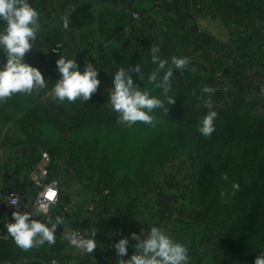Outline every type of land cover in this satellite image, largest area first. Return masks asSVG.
<instances>
[{
	"label": "rangeland",
	"instance_id": "1",
	"mask_svg": "<svg viewBox=\"0 0 264 264\" xmlns=\"http://www.w3.org/2000/svg\"><path fill=\"white\" fill-rule=\"evenodd\" d=\"M80 1L82 0H48L47 10L40 13V24L41 21L45 23L64 12L67 5ZM93 9L95 13H99L100 7L95 5ZM156 17L154 14L151 16L152 21L147 23H156ZM137 27L139 28H135L134 32L129 31L123 35L125 43L122 47H101L99 41L87 48V55L91 58L95 56L96 49L100 52L96 55L101 70L100 85L113 87L112 73L120 67L127 68V65L139 64L145 74V80L137 83L152 94L158 95L159 90L147 80V75L156 65L151 63L150 49L145 45V41L156 40L159 32H164L165 29L161 30V26H157V32L151 35L143 30L145 24L142 22ZM234 37L235 34L227 31L226 38L221 40V49L216 47L208 50V55L214 63L212 70L215 75L212 77H206L205 73L202 74L199 70L194 74L189 71L192 77L190 79L186 78L189 77L185 72L187 70H184L183 74L175 73L172 80L173 89L169 93L175 97L174 103L169 105L168 115L157 110L158 119L155 126L142 122H137L131 127L119 124L117 113L112 108L110 112H105V115H110V120L81 128L74 127L72 120H69L63 111L48 113L50 125L46 127V131L32 132L35 127L29 130L35 134L46 133L53 137L46 141L50 153L52 151L49 175L46 179L56 181L64 195L69 191L83 194L85 198L87 196L86 205L93 201L97 192L109 189L110 195L101 197L99 203L109 207L122 206L125 211L131 197L138 196L136 192L141 194L155 185L157 175L165 173L168 176L171 167L180 169L179 180L177 176H169L171 179L168 178V184L180 194L176 199L182 196L181 202L176 204V212L180 217L177 224L180 231H188L193 239V260L200 264H254L256 256L264 252V238L255 227L256 201L243 200L239 194L242 188L233 190L232 183H238L234 169L232 174H227L228 181H216L215 190L210 195L209 169L215 165L221 144L215 137L206 140L197 130L199 121L208 111L204 107V100H211L213 108L218 112L215 127L225 111L231 108L225 105L231 103L236 106L238 101H243L239 110L242 115L264 119V71L259 67L253 69L248 66L251 73L244 77L245 80L235 75L234 56L242 57L247 50L236 49L232 44ZM39 55L38 50L36 56ZM208 55L204 56L205 60H208ZM167 59L170 60L171 57ZM231 65L233 70H229ZM225 68L230 71L228 76L221 73L226 71ZM179 75L187 80L179 78ZM187 83L194 86L189 88ZM204 87H210L214 91L204 93L203 100L199 98L201 95L194 97L193 91ZM186 91H190V99H185ZM66 137H70V141L63 140ZM39 144L43 145L41 142ZM229 145L237 148L241 154L244 150L247 153L256 152L259 146L256 142L240 143L230 140L223 146L225 148ZM74 146L82 150L78 155L74 153L68 157V149ZM204 155L205 158H202ZM233 164L234 161L230 162V167ZM176 173L174 175H177ZM210 200L214 203L213 207L209 204ZM230 211L235 213L232 222L228 221ZM215 220L224 221L222 223L225 224H216Z\"/></svg>",
	"mask_w": 264,
	"mask_h": 264
},
{
	"label": "crops",
	"instance_id": "2",
	"mask_svg": "<svg viewBox=\"0 0 264 264\" xmlns=\"http://www.w3.org/2000/svg\"><path fill=\"white\" fill-rule=\"evenodd\" d=\"M47 1L48 0H29V2L32 3L40 13L47 10ZM92 1H94L91 2L93 7L97 5V1ZM152 1L153 0H136L131 4H127L124 7L127 13V22L124 30L119 37H116L108 42L103 41L94 25L85 26L79 29H63V45L58 48V52H53L52 46L38 38L39 41L34 42L33 49L26 54L27 58H25V60L31 65L39 68L49 83L47 88L39 93L31 95L32 101L35 105L47 113H52L53 111H63V113L65 112V115L68 116L67 118L69 120H71V118L74 117L73 114L79 110V104L81 103L95 102L99 106L105 105L111 108L108 103L110 99L109 90L112 87H105L103 85H100L97 92L92 95L90 100L85 102L77 99L75 102L65 101L63 103H58L56 100L52 99L49 96V93L54 82L52 72L56 69L55 61L62 52L71 58H76L77 63L82 64L90 58V56L87 55L89 51L87 48L95 42L97 44L99 41V45L101 47L108 45L122 47L125 43V40L122 39L123 35L125 36V34H128L129 31L134 32L135 28H139L137 27L139 23L132 24L130 22L131 13L134 10H139L141 12H149L151 13V16H153ZM235 1H237L239 5L242 2V0ZM229 3L230 0H216L215 3L208 0L207 4L209 8L213 9L214 14L201 15L196 19L197 26H199V28L205 32L211 40L209 41L208 46L204 45L202 48L196 47L194 39H189L182 34V28L177 35V50L169 57H172L173 55L187 56L190 58L192 63H190L191 68L195 69V71L192 72L193 74L199 70L202 74L205 73L206 77H212L215 75V71L212 70L214 63L213 59L210 55H208V50H213L216 47L221 49V46L223 45L221 40L226 38L228 31L230 34H235V37L232 38V43L234 42L237 44L238 42L240 50H251L253 52L251 55H242V57H238L236 59L238 62L233 63L235 67V75L241 77L243 80L250 72L248 71V66L253 69L255 67H259L264 71V58H261L256 54L257 51L261 50V44L256 41L257 44H255V46L248 45L254 41L252 26L247 25L245 21L236 20L233 12L229 8ZM180 8L182 11L184 10V6L181 3ZM47 15L49 16V14ZM251 15L257 16V12L251 11ZM163 16L165 19L167 17L170 23L176 19V16L171 11ZM148 21L149 20L144 21L146 22L145 27H150L149 25H151V23H147ZM156 23H159L157 19ZM165 23L166 22H163V24ZM151 35H154V33L151 32ZM223 36L225 37L223 38ZM138 39L141 40L140 38ZM244 42L245 45L241 46V43ZM152 44H157L161 48L159 37H157L156 40L153 39L148 42L146 46L149 48ZM38 50L40 55L36 56V52ZM98 53L100 54V52L96 49L95 56ZM160 55L163 58H169L163 56L162 50ZM206 55H208L207 59L209 61L205 60L204 56ZM202 57L204 59H202ZM5 59L4 54L0 52V63L4 62ZM195 63H198V65ZM229 65L230 64H227V66ZM224 66H226V63ZM232 67L233 65H231L229 70H231ZM225 70L226 71H221V73L222 75L228 76L230 71L226 68ZM238 91L239 93L241 92L240 89H238ZM26 97H28V95L17 93L4 103H0V146H2V154L0 155V188L11 184L21 194L23 201L29 203L32 201L38 190V188L32 184L30 177L39 165L42 153L47 152L49 155L52 153V151L50 153L48 149L49 145L47 146L46 144L47 139L51 140L52 136L46 135V133H32L29 131L30 128L25 130L24 126L29 125V122H32V120H27L23 123L18 109L23 108L26 104H28ZM238 102L239 103H236V106L240 110V108H242L243 101ZM225 106L231 107L235 105L228 103ZM35 125L39 127L38 124ZM35 131L36 130H34V132ZM65 139L70 141V137H66ZM40 142L43 145H40ZM68 150H70V152L67 156L70 157L73 156L74 153L78 155L79 151L82 149L76 148ZM170 170L173 171L170 172ZM180 172V169L171 167L169 168L168 176L165 173L163 175H157L158 180L155 185L151 186L149 191H145L141 194L136 192L135 194L138 196L134 208L135 214L130 216L126 215V207L125 211H123L124 207L122 206L119 208L109 207L104 206L99 202L95 211L87 212V196L85 198L83 194H75L67 191L65 197L72 203V220L77 225L88 227L90 231H97L94 237L97 242V247L91 254H89L68 244L61 251V264H78L86 257H89L93 262L98 259H109V262H112V264H119V258H116V251L114 248L115 243L122 236L130 238L128 255L123 258L128 259V257L134 252L131 245L136 243L135 240L131 239V233L136 232L143 237L149 231L150 225L164 227L175 239L187 244L189 247V254L191 255V245L194 243L193 239L189 235L190 233L188 231L187 233L185 231H180L177 224L180 217L177 214L178 212H176V204L178 201L181 202L182 196L179 199H176V196L180 194L176 193L175 190H173L168 184V178L171 179L169 176H172L173 178H176L175 176H177L178 179ZM174 173L177 175H174ZM165 208L168 209L164 210ZM191 264L200 263H196L191 256Z\"/></svg>",
	"mask_w": 264,
	"mask_h": 264
},
{
	"label": "clouds",
	"instance_id": "3",
	"mask_svg": "<svg viewBox=\"0 0 264 264\" xmlns=\"http://www.w3.org/2000/svg\"><path fill=\"white\" fill-rule=\"evenodd\" d=\"M70 21L65 19L63 29L69 28ZM40 12L29 0H0V52L5 61L0 63V103H4L15 94L31 96L48 87L41 70L26 62V54L33 49L34 42L40 33ZM151 63L155 69L147 75L149 83L159 90V94H152L137 81L145 80L141 66L135 64L127 68L120 67L112 73L113 87L109 90V105L117 113L119 124L131 127L137 122L155 126L158 119L157 110L168 115L169 105L174 103L175 97L169 95L173 89L175 73L183 74L190 67V58L173 55L171 59L161 58V48L157 44L150 47ZM59 73L53 84L49 96L58 103L65 101L75 102L77 99L88 101L100 86L99 71L95 64L88 62L83 70L80 69L77 59L71 58L61 52L55 61ZM214 89L204 87L202 93H212ZM196 95L195 91L192 93ZM203 100V96L199 97ZM204 107L208 111L199 121L197 130L204 137H211L215 132V122L218 112L213 108L211 100H204ZM229 180L227 174L222 176ZM238 183H232L234 191L239 190ZM39 215H45V206H40ZM13 222L6 227L14 239V243L21 250L27 251L33 247L56 243V233L61 221L56 219H34L29 211H14ZM80 238L79 234L66 237L70 245L83 249L91 254L97 247L95 235ZM131 239L134 252L128 257L130 238L122 236L114 245L116 258L119 264H191L189 247L178 241L162 226L150 225L145 236L133 232ZM254 264H264V252L256 256Z\"/></svg>",
	"mask_w": 264,
	"mask_h": 264
},
{
	"label": "trees",
	"instance_id": "4",
	"mask_svg": "<svg viewBox=\"0 0 264 264\" xmlns=\"http://www.w3.org/2000/svg\"><path fill=\"white\" fill-rule=\"evenodd\" d=\"M95 1H97V5L100 7V10L98 11L99 13H94L93 5L91 3L83 4L73 11H69V9H67L61 14L49 19L45 23L41 21V28L46 27L49 24L54 25L37 38L45 43H48L52 47L57 44L62 46V25L65 19L70 21L69 29H79L85 26L96 25L95 27L97 28V31L104 42H108L116 37H119L122 34L127 22V13L124 7L136 0ZM183 1L189 2L192 0H168L163 3L165 9L171 11L176 16V19L173 20L172 23L166 24L164 27L165 30L162 33L161 50L163 56L165 57L171 56L177 50V35L182 29V22L180 20L182 17V10L180 8V3ZM205 1L207 2L208 0ZM211 1L215 3L216 0ZM229 6L236 20L245 21L247 25L252 26L254 41L248 45L255 46V44H257L256 41H258V43L261 44V50L255 53L259 55V57L264 58V0H242L240 5L237 1L230 0ZM251 11H256L257 16L251 15ZM182 34H184L189 39H194L195 45L198 48H202L204 45L208 46L209 41H211L209 36L203 31H201L199 34H196L192 31H186ZM244 45L245 42L241 43V46ZM252 53V51H245L244 55L248 56ZM96 60L99 63L97 57ZM237 62L238 61L236 60L235 63ZM132 65L133 64L127 65V67ZM187 73H189V77L186 78H192L188 70ZM179 78H182L183 80L186 79L182 75H179ZM197 78L200 77L197 76ZM187 86L192 88L194 85H188L187 83ZM201 89L202 88L195 92L196 95L205 96V94L201 92ZM188 94H190V91H186L184 93L185 99H190ZM196 95H194V97ZM26 98L28 104H26L23 108L18 109L23 123L27 120H32V122H29V125L24 126L25 130L27 128L33 129V127H35L36 131H45L46 127L50 125V115H48L47 112L39 109L32 101L31 96ZM79 106V110L73 114L74 117L71 118V124L76 128L105 122L107 119L110 120V115H105V112H110V107L105 105L99 106L95 102L81 103ZM35 124H38L39 127H37ZM32 132H34V130ZM211 137L219 139L221 147L215 165L209 169L211 174L210 195H212L215 190L216 181L218 179L223 180L222 176L225 174H232V170L234 169V175L240 185L239 188H242V191H240L239 194L242 195L243 200L253 202L256 201V203L254 202L256 209L255 227L261 232V237L264 238V119L244 116L242 113H240L237 106H231V108H228L223 114L221 121L217 124L215 134ZM211 137H206V140L211 139ZM229 140L230 142L238 141L240 143L256 142L259 144V146L256 152L247 153V151L244 150L241 154L238 152V149L232 145L224 148L223 145ZM76 148L78 147L74 146L71 149ZM202 158H205V155ZM233 161L234 164L230 167L229 164ZM132 171H134V169ZM131 172L129 173V176H131ZM136 202L137 196H132L126 205V215L130 216L135 214L134 208ZM209 204H212V200L209 201ZM234 216L235 213L230 211L228 215V221L232 222ZM33 218L37 219L35 217ZM222 222L224 221H214L216 224H225ZM68 244L69 242L67 239L58 233H56L55 244L51 246L45 244L44 246L33 247L27 251L21 250L19 247H17L13 238L9 240H0V264L16 263L22 259L34 258L42 259L48 264H50L51 259L56 258L61 264V251ZM20 264L43 263L31 260L27 263ZM78 264H112V262H109V259H98L93 262L89 257H86Z\"/></svg>",
	"mask_w": 264,
	"mask_h": 264
},
{
	"label": "built area",
	"instance_id": "5",
	"mask_svg": "<svg viewBox=\"0 0 264 264\" xmlns=\"http://www.w3.org/2000/svg\"><path fill=\"white\" fill-rule=\"evenodd\" d=\"M168 0H154L152 5V12L156 14L157 23H151L150 27H144L143 30L147 33L157 32V26L165 27L166 24H169L170 21L168 18L165 19L163 15L169 11L165 9L163 3ZM75 2L66 6V10L69 9ZM181 4L184 6L182 11V27L181 32L192 31L196 34H199L202 30L197 26L196 19L201 15H212L214 14L213 9L209 8L205 0H192V1H183ZM231 15V14H230ZM48 17V15H47ZM145 20H151V13L141 12L139 10H134L130 16V22L145 24ZM163 22H166L163 24ZM163 28H161L163 30ZM162 33L159 32L158 36L159 41H162ZM148 42L145 41V45ZM199 43V42H198ZM233 46L238 49L239 43H232ZM60 44L55 45L52 48L53 52H58ZM238 56H234V62ZM91 62L99 68V64L96 60V56L89 58L82 64H78L80 69L83 70L85 64ZM101 71V70H100ZM99 71V79L101 72ZM54 77V82L58 79L59 73L57 68L52 72ZM53 87V86H52ZM2 154V146H0V155ZM51 164V157L47 152H43L41 155V161L37 166L36 170L33 172L31 178L32 184L38 188L36 195L29 203L23 201L21 194L18 190L9 184L6 187L0 188V240H9L13 237L8 232L6 225L9 222H13L12 213L16 210L18 211H29L33 213V217L37 219H52L55 221L59 219L61 225L57 228V233L64 236L65 238L74 234H79L80 238H85L87 235H91V231L88 227L77 225L72 220V203L66 199L61 188L54 180L46 179L49 175V165ZM109 189H103L97 192L94 196L93 201L87 205V212H93L96 210L98 202L101 197L109 196ZM45 206V215H39L40 206ZM120 234V233H119ZM68 241V239H67ZM69 242V241H68ZM70 244V243H69ZM75 247V246H74ZM76 248V247H75ZM79 249V248H77ZM85 251L83 249H79ZM86 252V251H85ZM50 264H60L59 260L56 258L51 259Z\"/></svg>",
	"mask_w": 264,
	"mask_h": 264
},
{
	"label": "water",
	"instance_id": "6",
	"mask_svg": "<svg viewBox=\"0 0 264 264\" xmlns=\"http://www.w3.org/2000/svg\"><path fill=\"white\" fill-rule=\"evenodd\" d=\"M91 2H94L92 0H85V1H80V2H77L75 3L74 5H72L70 7V11H73L74 9H76L77 7L83 5V4H87V3H91ZM54 24H49L48 26L46 27H43L40 29V33H38V35L40 36L41 34H43L44 32L48 31ZM38 261V262H42L43 264H48L46 261L42 260V259H38V258H34V259H22L21 261H18L16 263H4V264H20V263H27L29 261Z\"/></svg>",
	"mask_w": 264,
	"mask_h": 264
}]
</instances>
